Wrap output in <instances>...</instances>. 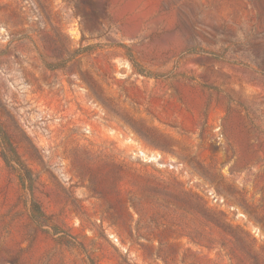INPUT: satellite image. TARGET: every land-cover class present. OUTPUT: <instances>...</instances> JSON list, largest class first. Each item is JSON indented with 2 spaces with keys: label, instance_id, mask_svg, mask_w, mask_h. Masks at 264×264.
<instances>
[{
  "label": "rangeland",
  "instance_id": "rangeland-1",
  "mask_svg": "<svg viewBox=\"0 0 264 264\" xmlns=\"http://www.w3.org/2000/svg\"><path fill=\"white\" fill-rule=\"evenodd\" d=\"M0 26V264H264V0H0Z\"/></svg>",
  "mask_w": 264,
  "mask_h": 264
},
{
  "label": "built area",
  "instance_id": "built-area-1",
  "mask_svg": "<svg viewBox=\"0 0 264 264\" xmlns=\"http://www.w3.org/2000/svg\"><path fill=\"white\" fill-rule=\"evenodd\" d=\"M5 28L0 26V37L5 36ZM55 117L47 108H41L33 111L32 121L25 120V126L33 135L34 131L38 130L42 136L48 137L52 132ZM34 136V135H33Z\"/></svg>",
  "mask_w": 264,
  "mask_h": 264
}]
</instances>
